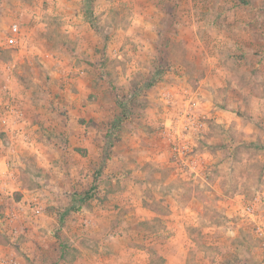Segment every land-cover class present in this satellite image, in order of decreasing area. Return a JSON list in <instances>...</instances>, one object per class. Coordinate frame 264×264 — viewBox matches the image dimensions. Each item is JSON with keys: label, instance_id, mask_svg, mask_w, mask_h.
Instances as JSON below:
<instances>
[{"label": "rangeland", "instance_id": "374dc122", "mask_svg": "<svg viewBox=\"0 0 264 264\" xmlns=\"http://www.w3.org/2000/svg\"><path fill=\"white\" fill-rule=\"evenodd\" d=\"M12 24L18 42L7 47ZM4 84L28 122L14 145L0 134L13 170L1 200L41 215L0 213V255L164 264L169 247L145 235L168 219L143 214L140 201L166 212L193 195L184 264L264 263L242 209L264 190V0H0ZM186 109L204 121L189 139L198 176L174 168L163 132Z\"/></svg>", "mask_w": 264, "mask_h": 264}, {"label": "built area", "instance_id": "2783aa9c", "mask_svg": "<svg viewBox=\"0 0 264 264\" xmlns=\"http://www.w3.org/2000/svg\"><path fill=\"white\" fill-rule=\"evenodd\" d=\"M12 36L8 43L13 46L18 42L19 29L16 24L10 26ZM169 127L164 129L166 139L170 144V149L173 155L175 166L182 172L191 171L198 172L200 161L197 158H191L189 153V139L204 126L203 117L186 109L181 112L175 119H168ZM26 114L21 107L19 100L10 90L8 84L0 86V134L8 141L9 145H14L27 136L24 133V128L27 125ZM17 141V142H15ZM12 147V146H10ZM13 174L10 168V163L5 156L0 157V213L8 217V220L14 221L19 215L32 219L41 215V207L38 205L29 204L25 206L20 204L16 208H8L1 199L3 196H10L12 192L7 189V183ZM264 190L257 192L251 199L243 204V213L250 223L255 236L260 241L262 251L264 253V216L258 211L259 204L262 202ZM4 207V208H3ZM19 208L22 210L20 212ZM0 264H15L11 257L0 255ZM264 264V263H263Z\"/></svg>", "mask_w": 264, "mask_h": 264}, {"label": "crops", "instance_id": "0c3cea01", "mask_svg": "<svg viewBox=\"0 0 264 264\" xmlns=\"http://www.w3.org/2000/svg\"><path fill=\"white\" fill-rule=\"evenodd\" d=\"M33 28H34V26H33ZM190 30H191V32H190L191 36L190 37L192 39H194V38L197 39V35L194 32V27H191ZM10 37H11V33H10L9 37L8 36L4 37V39H6L5 44L7 45V47H11V45L8 43V40ZM8 66H9V72H7L6 79L8 81H11L13 78L11 71H10V70H12V66L10 64ZM190 99L194 103L195 107H197L199 110H202L200 112H204L203 106H202L201 101H200L199 94L197 92L192 93ZM177 114L173 115L172 117H169V119H171V118L175 119L178 116ZM190 145H191V143L189 142V147H190ZM164 154H165V152H162L161 155L159 156V158L160 159L164 158ZM191 158H193V156H191ZM194 158H197L200 161V164L198 165V172L193 173L191 171H188V172H183L182 174H184V173H186L187 175L193 174L194 176H196V175L198 176V175L202 174V171L204 169L203 160L199 157H196V156ZM172 163H173L172 165L174 166V168L179 170L175 166L174 162H172ZM186 174H184V175H186ZM161 182L162 181H160L159 183H161ZM161 184H166V183H161ZM165 198H166V195L164 193H160L159 199L156 197L155 200H156V202L164 203ZM193 198L194 197L192 195V197L190 198V202L185 204V206H181L179 208H177L176 206H174V207L170 206L169 210L166 212H161L158 209V207H155L154 209H152L150 206L145 204L146 201L145 202H143V200L140 201L141 206H139L138 208H139V210L141 209L143 214L147 215L148 217L151 215L158 216V217H161L164 215L163 217H166L168 219L165 222V224L167 226L163 225V223H162L159 225L158 230L154 234H146L145 235V238L148 241H151V240H153V242L155 241L158 245H160V247L162 246L163 249H166L167 246L169 247V256H166L165 252L159 251L160 254H162L163 257L165 258L164 264H184L188 260L187 257H190L192 259L191 252H189V250H191L193 248V242H192V239L189 235V233H191V228L189 226L187 219H189L190 214L193 213L192 212V210H193V208H192ZM160 234L165 235L164 239L162 238V239L158 240L160 238ZM188 252H189V255L187 254ZM200 253H201V257H203V252H200ZM201 264H206V260L204 259V257L201 260Z\"/></svg>", "mask_w": 264, "mask_h": 264}, {"label": "trees", "instance_id": "16d2710c", "mask_svg": "<svg viewBox=\"0 0 264 264\" xmlns=\"http://www.w3.org/2000/svg\"><path fill=\"white\" fill-rule=\"evenodd\" d=\"M91 188H92V189L95 188V183H93V184L91 185ZM85 196L89 197V195H88L87 193L85 194ZM85 196L82 197L83 199L81 198V201L85 199Z\"/></svg>", "mask_w": 264, "mask_h": 264}]
</instances>
